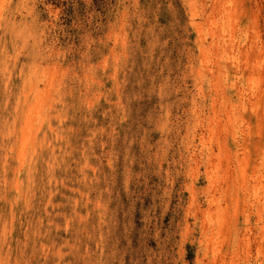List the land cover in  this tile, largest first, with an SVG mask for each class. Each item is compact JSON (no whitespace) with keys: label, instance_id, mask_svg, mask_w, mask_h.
Here are the masks:
<instances>
[{"label":"rangeland","instance_id":"374dc122","mask_svg":"<svg viewBox=\"0 0 264 264\" xmlns=\"http://www.w3.org/2000/svg\"><path fill=\"white\" fill-rule=\"evenodd\" d=\"M0 264H264V0H0Z\"/></svg>","mask_w":264,"mask_h":264},{"label":"bare ground","instance_id":"6f19581e","mask_svg":"<svg viewBox=\"0 0 264 264\" xmlns=\"http://www.w3.org/2000/svg\"><path fill=\"white\" fill-rule=\"evenodd\" d=\"M247 62V61H246ZM253 66V65H252ZM37 109V108H36ZM25 123V122H24ZM26 127V126H25ZM20 154V153H19Z\"/></svg>","mask_w":264,"mask_h":264}]
</instances>
